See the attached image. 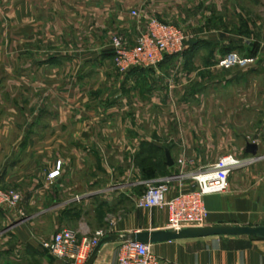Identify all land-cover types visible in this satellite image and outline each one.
<instances>
[{
    "label": "crops",
    "instance_id": "obj_1",
    "mask_svg": "<svg viewBox=\"0 0 264 264\" xmlns=\"http://www.w3.org/2000/svg\"><path fill=\"white\" fill-rule=\"evenodd\" d=\"M162 1L0 0L1 182L20 195L16 208H0V264H68L40 244L62 226L74 228L77 239L166 226L164 207L137 206L138 194L129 189L92 187L87 167L78 169L89 164L82 148L102 145L111 133L122 139L126 127L136 148L152 144L162 155L166 149L172 160L144 179L175 173L177 159H183L182 171L188 174L181 181L171 179L166 196L191 188L190 173L232 153L240 164L228 172L224 191L203 195V224L264 225V14L238 10L232 2L224 18L210 15L208 22L193 24L192 37L185 34L195 41L185 44L180 58L184 70L192 64L194 89L185 87L184 78L173 83L179 87L176 108H171V90L159 92L148 83L145 93L135 96L136 107L145 110L137 109L134 124L127 126L121 107L91 108L90 101H105V96L95 98L75 89L84 84L81 70L90 67L115 78L106 47L109 32L118 29L132 39L136 30L126 10L149 15ZM229 51L251 60L217 67V60ZM164 62L163 69L168 64ZM130 70L129 82L144 75L154 82V69ZM165 78L162 84L167 80L171 86ZM247 140L256 143L254 154L243 150ZM156 154L158 150L153 159ZM56 160L58 173L49 178ZM121 241L101 244L91 264L114 260ZM148 244L161 264H264V238L248 234Z\"/></svg>",
    "mask_w": 264,
    "mask_h": 264
},
{
    "label": "built area",
    "instance_id": "obj_2",
    "mask_svg": "<svg viewBox=\"0 0 264 264\" xmlns=\"http://www.w3.org/2000/svg\"><path fill=\"white\" fill-rule=\"evenodd\" d=\"M128 16L137 24L139 20L142 21L139 22L140 27L136 26L137 33L132 44L126 45L124 39L117 33L110 37L113 64L119 72L135 67H155L164 56L179 53L184 48L188 36L179 26L162 21L153 15L142 16L134 8L129 9ZM250 60L229 51L217 60L216 66L227 69L233 65H243ZM262 102L264 106V90ZM59 162L56 160L55 167L47 172V177L51 178L58 173ZM182 164L183 159L178 158V169L175 173L161 175L156 179H145V187L136 200V205L142 208L164 207L167 213L166 227L174 229L203 225L206 216L203 195L224 191L228 172L240 164V160L232 153L219 155L209 165L190 173L193 180L191 188H180L174 194L166 196L169 181L173 178L181 181L188 174L182 171ZM19 198L20 195L15 188L2 184L0 172V208H16ZM99 236L93 234L77 239L74 228L62 226L55 229L49 238L42 239L40 244L68 264H81ZM100 264H161V262L150 250L148 243L122 240L117 257Z\"/></svg>",
    "mask_w": 264,
    "mask_h": 264
},
{
    "label": "rangeland",
    "instance_id": "obj_3",
    "mask_svg": "<svg viewBox=\"0 0 264 264\" xmlns=\"http://www.w3.org/2000/svg\"><path fill=\"white\" fill-rule=\"evenodd\" d=\"M232 2L236 3L235 6L238 10L244 8L251 13L254 12L264 14V0H163L162 5L157 6V12L154 10V12L149 15H153L162 21L179 26L187 35H191L192 37V26L194 23L201 22L203 19L208 22L210 15L213 18H215L216 15H221L224 18L226 10L228 8H232L230 6ZM153 6L154 5L151 7ZM128 11L129 9L126 10L127 15ZM138 12L142 16L148 15L144 14V12L140 9ZM127 20H131L129 16ZM141 21L142 20H139V22ZM206 21H204V23ZM131 22L137 33L136 26L140 27L141 24H139V22L137 24L134 20H131ZM114 33L119 34L124 39L126 45L132 44L135 37L134 36L132 39L126 38L118 29H112L107 36L106 47L110 51L111 63L117 73L115 74V78H112V76L103 77L98 74L99 72L97 71V68L93 67L81 70L79 75H82L81 77L84 76V84H79L75 87V89L79 88L80 90H78V92H80V94L94 95L95 98H97V96L100 98L105 96V101H90L89 107L95 108L98 105H105L107 109L121 107L125 116H127L125 121L128 126L130 124H134L133 114L137 109L141 112L145 110L143 106H139L140 108L136 107L138 102L135 99V96H137L136 93L139 95L143 92L145 93L148 88V83H154V89H158L159 92H162V89L164 88L166 89V92L171 90L172 98H174L171 103L172 109L176 108L179 103V101L176 100L178 99L177 89L179 87L176 86V84H173L174 82L176 83L179 78H184L186 80L185 87L188 88L190 92H193L194 87L191 84L193 79L191 68L192 64L190 63V66H188L186 70L183 69V61H181L180 58L183 49L179 53L166 56L169 57L167 60L164 59V57L155 67H138L140 69H154L155 72L151 75L154 77V82L149 79V81H147L146 79L149 77H146L145 75L133 80L132 83L129 82L127 80V76L131 70L119 72L113 64L110 37ZM164 60L168 62L165 69L162 67V62L165 63ZM62 71H64V69ZM77 74L75 73L73 75L76 76ZM163 76L166 77L165 79H168V83H170L171 86L167 85V80L164 81V85L162 84ZM183 85L180 87L181 89L183 88ZM188 89L185 90L188 91ZM182 91L184 90L182 89ZM102 102L104 103L102 104ZM157 110H159V117L161 118V109ZM166 112L168 113V111ZM173 119L176 118L172 117V120ZM109 121L110 124H113V118H109ZM141 125H143V127L146 125L144 118H142ZM126 128L127 130L122 134V139H115L117 136H113L111 133L106 135L105 141L102 145L100 144L96 147L82 148L83 152L81 155L87 158L89 164L86 165L84 163L82 166L80 165L78 169L85 170L87 167L90 173V178H93L91 180L92 187L106 188L111 191L117 188L129 189L132 193H137L139 195L143 191L146 182L144 177L141 175L140 165L137 162L141 153L139 152L140 148L135 147V141H132V134L129 132V128ZM248 138L252 139L253 137L248 135ZM137 152L139 153L137 154ZM156 155V158L162 157V153L160 151H158V154Z\"/></svg>",
    "mask_w": 264,
    "mask_h": 264
},
{
    "label": "water",
    "instance_id": "obj_4",
    "mask_svg": "<svg viewBox=\"0 0 264 264\" xmlns=\"http://www.w3.org/2000/svg\"><path fill=\"white\" fill-rule=\"evenodd\" d=\"M195 40L188 39L185 44H191ZM256 149V143L254 141H246L244 143L243 150L250 154H254ZM164 163L170 165L172 160L168 151L164 150ZM210 234H248L257 237L264 238V225L263 224H203V225H190L182 226L177 229L171 227H163L156 229H137L129 233H103L99 236L96 243L92 246L86 257L81 264H91L96 252L101 244L107 241L116 239L138 241V242H155L170 238L178 237H191V236H204Z\"/></svg>",
    "mask_w": 264,
    "mask_h": 264
},
{
    "label": "trees",
    "instance_id": "obj_5",
    "mask_svg": "<svg viewBox=\"0 0 264 264\" xmlns=\"http://www.w3.org/2000/svg\"><path fill=\"white\" fill-rule=\"evenodd\" d=\"M157 150L160 151L161 153L163 152L161 148H157L153 146L152 144H148V143H145L143 144L142 147H140L139 152L141 153V155L138 157L137 162L140 165V171H141L142 177L147 178V177L153 176L155 174L154 169L156 167L163 166L164 154L162 155L161 159H158V160L157 158L153 159L151 157V154ZM139 152H137V154Z\"/></svg>",
    "mask_w": 264,
    "mask_h": 264
}]
</instances>
